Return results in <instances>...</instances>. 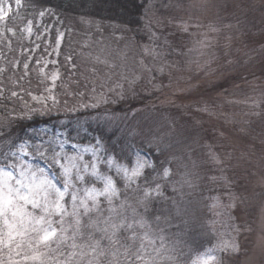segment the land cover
<instances>
[{
  "label": "rangeland",
  "instance_id": "1",
  "mask_svg": "<svg viewBox=\"0 0 264 264\" xmlns=\"http://www.w3.org/2000/svg\"><path fill=\"white\" fill-rule=\"evenodd\" d=\"M249 2L264 7V0ZM250 3L149 0L136 39L113 26L108 34L98 25L94 28L99 34L76 29L64 33L59 27L52 31L31 22L17 29L5 22L21 3L0 0L8 11L0 21L3 37L7 27L10 36L20 32L32 49L44 42L34 67L42 77L41 94L31 99L27 113L37 108L72 113L56 128L39 129L36 143L63 140L65 150L74 154L78 147L73 145L99 140L120 163L137 156L147 160L152 167L128 187L114 171L109 173L120 190L116 203L126 201L143 213L137 202L145 189L159 184L164 196V191H192L199 196L204 226L213 237L212 245L192 258L213 249L218 264H264V13L258 14ZM83 22L86 28L92 26ZM62 46L68 60L69 51L74 54L64 80L57 62ZM222 80L225 88L208 99L186 96ZM78 87L83 90L72 96ZM34 163L48 167L44 160ZM164 169H169L167 177ZM101 171L107 169L102 165ZM233 240L239 242V252L221 251L220 245ZM24 252L31 254L27 248Z\"/></svg>",
  "mask_w": 264,
  "mask_h": 264
},
{
  "label": "snow or ice",
  "instance_id": "2",
  "mask_svg": "<svg viewBox=\"0 0 264 264\" xmlns=\"http://www.w3.org/2000/svg\"><path fill=\"white\" fill-rule=\"evenodd\" d=\"M15 2L20 5L21 0ZM7 16L0 6V21ZM56 78L54 74L53 81ZM65 143L13 142L0 152V264H180V241L160 226V217L153 221L148 216L152 194L162 195L159 184L143 191L137 202L143 213L126 201L116 203L120 190L109 173L114 171L128 187L152 165L139 156L120 163L99 140L73 145L78 147L74 154L65 150ZM86 154L91 158L86 160ZM37 159L48 167L34 163ZM102 165L107 171H101ZM163 175L167 177L169 169ZM165 224L170 226L171 220ZM219 247L224 252L240 250L237 240ZM212 252L208 249L196 258L189 254L188 264H218Z\"/></svg>",
  "mask_w": 264,
  "mask_h": 264
},
{
  "label": "trees",
  "instance_id": "3",
  "mask_svg": "<svg viewBox=\"0 0 264 264\" xmlns=\"http://www.w3.org/2000/svg\"><path fill=\"white\" fill-rule=\"evenodd\" d=\"M148 2L149 0H21L20 9L9 16L5 23L9 26L16 25L17 29H21L22 24L31 22L35 25L39 23L43 28L49 26L52 31L59 27L64 33L68 31L67 29H76L90 31L93 34H99V30L94 28L95 25L107 34L113 26L115 32H122L127 36L133 34L137 39L144 25V9L146 11ZM245 2L250 3L249 0ZM250 4L249 7L255 6L254 11L258 14L264 13V7L259 3ZM41 12L48 14V18H42ZM83 21H89L92 26L86 28ZM2 32L4 37L0 34V152L7 151L13 142L17 144L22 141L36 142L39 129L56 128L62 119L72 117V113L62 114L60 110L59 114L45 113L39 108L27 113L29 109L27 105L31 99L41 94L39 87L42 77L34 67L37 62L36 56L41 52L44 42L42 41L41 47L36 50L31 48V43L20 35V32L14 30V35L10 36L7 27ZM73 34L78 35L75 31ZM59 51L57 62L63 69L61 75L64 80L69 72L70 62L74 60V54L69 51L71 58L68 60L66 47L62 46ZM25 64L28 65L27 68L24 67ZM206 85L202 92L197 94L193 92L186 96L208 99L225 88L226 83L222 80ZM82 87L87 88L83 85ZM83 89L78 87L71 95L77 96V92ZM14 92L16 95H12ZM69 124L70 122H67V125ZM82 135L85 136L86 133ZM79 141L84 142L83 139ZM150 153L156 159L157 153L153 151ZM149 175L151 172L146 174L147 178ZM164 194L165 196L153 197L149 204L148 216L153 221L160 217V226L165 227L173 239L180 241L184 253L180 257V263L185 264L189 260V254L193 257L207 246H211L213 237L209 236L207 232L210 231L204 226V210L198 202V195H192V191L181 195L164 191ZM166 219L171 220L170 226L165 224Z\"/></svg>",
  "mask_w": 264,
  "mask_h": 264
}]
</instances>
